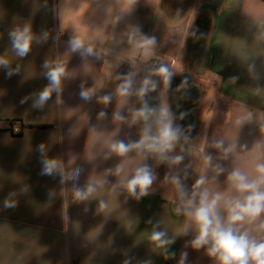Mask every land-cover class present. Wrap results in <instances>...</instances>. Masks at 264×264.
<instances>
[{"label":"crops","instance_id":"obj_1","mask_svg":"<svg viewBox=\"0 0 264 264\" xmlns=\"http://www.w3.org/2000/svg\"><path fill=\"white\" fill-rule=\"evenodd\" d=\"M62 3L63 0H0V56L7 54L10 67L14 69L19 65L20 68L19 73L9 77L7 69L0 67V264H123L129 258L131 264L146 259H150L152 264H178L182 251L189 253L187 264H212L203 251L184 248L185 241L192 238L191 234L177 238L170 246V251L176 253L172 259L165 260L151 252L146 234L152 231L153 224L160 222V229L166 228L168 235L172 236L184 220L173 211L175 205L170 197H174V192L169 186H162L167 170L164 165L156 168L158 179L153 185V193L139 202L125 200L124 195L110 194L111 183L102 189L99 196L115 205L108 215L96 214L97 200L73 203L69 192V225L68 231H63L64 198L61 188H70L71 182L62 186L59 176L40 174L43 165L38 145L43 143L45 156L62 159L68 170L80 167L83 170L78 181L80 186L86 184L90 176L114 167L119 160L117 157L107 161L101 156L89 159L99 149L89 148L88 127L96 124L111 132L115 126L110 123V117L116 101L113 100L107 108L109 119L98 122L96 115L103 106L95 102L96 97L91 102L80 100V84L84 81L85 87L95 85L97 94L103 95L112 92L117 83L106 75V71L114 76L127 73L132 68L127 60L115 66L113 56H109L107 59L114 67L106 69L102 60L89 58L86 69L79 54H70L68 69L75 73V77L62 82V103L57 105L53 94L43 110L33 109L32 94L39 93L48 84L43 63L46 59L64 55L72 25L83 22L97 26L103 19V11L96 10L93 0H72L69 7H79L82 3L90 6L80 16H66L62 23L58 15V6ZM193 6L198 14L192 28L195 25L206 27L202 57L193 65L200 100L191 128L193 142L198 145L205 139L210 142L214 137L235 135L232 121L242 110L241 106L264 111V94L253 93L257 86L264 88V45L254 43L255 28L250 16L246 15L264 14V0H159V3L139 0L134 12L115 29L109 26L108 32L114 35L115 40H110L105 47L111 48L114 54L127 49L129 46L123 34L129 24L150 31V36H154L157 25L173 28L181 24L185 29L188 11ZM26 22L31 23L39 43L34 41L29 54L21 59L12 50L9 32ZM45 32L48 33L47 40L43 39ZM175 33L176 39L172 34L160 37L161 44L156 48L160 57L166 53L176 56L180 53L183 31ZM189 40L190 35L186 41L187 61L190 57ZM175 42L178 43L176 48ZM244 54L257 55L260 80L254 81L249 77L241 59ZM187 68L184 67L177 75ZM140 69L137 81L144 75L145 66H140ZM232 77L238 79L233 83ZM210 94L211 99L208 98ZM25 96H29V100L21 104ZM16 127L20 132L14 131ZM72 127L81 130L78 135L68 134ZM258 135L256 125H245L239 139L242 143H251ZM118 138L125 141L137 139L138 130L123 125ZM208 151L216 154L214 149ZM73 157L74 163L68 166V160ZM148 163L155 167L153 160ZM189 172L186 184L190 187L196 173ZM115 180L116 177H109L110 182ZM25 185L28 191L21 194L19 190ZM12 191L17 192L13 197L17 206L5 209L3 202ZM50 192L54 193L51 198ZM125 220L131 221V228L124 223ZM97 230L96 239L89 241V234ZM124 250H128L127 256L123 254Z\"/></svg>","mask_w":264,"mask_h":264},{"label":"clouds","instance_id":"obj_2","mask_svg":"<svg viewBox=\"0 0 264 264\" xmlns=\"http://www.w3.org/2000/svg\"><path fill=\"white\" fill-rule=\"evenodd\" d=\"M72 0H63L58 15L63 23L66 16H80L90 5L82 3L79 7H69ZM97 11H103V19L97 26L86 23L73 24L72 34L67 40V50L63 56L55 59H46L43 63L45 77L48 84L39 92L33 93V109L43 110L53 94L55 103L60 105L63 92V81L75 77L69 71L70 54H79L88 67V59L102 60L106 69L114 67L107 57L113 56L115 66L125 60L130 62L132 70L127 73H117L114 76L106 71L110 79L116 81L112 92L98 95V87H85L84 81L80 84L79 98L84 102H95L103 107L96 115V120L102 122L109 119L107 108L116 101V108L111 113L110 123L114 129L109 132L96 124L88 127L89 148L99 150L90 156L95 159L101 156L107 161L113 157L119 158L114 167H109L102 174L90 176L87 183L80 186L78 181L82 169L76 167L68 170L64 161L58 157L45 156V145H38L43 165L41 175L59 176V183L63 186L71 182L68 189L61 188L63 199V231H68L69 206L68 193H71L73 203H84L97 200L96 214H110L115 205L99 196V193L111 183L110 194L124 195L125 200L133 199L139 202L142 198L151 195L153 185L158 179L156 168L166 166L162 186H169L174 192L170 197L175 205L173 211L177 216L184 218L181 227L177 228L172 236L167 229H160V222L153 224L152 231L146 234L151 252L161 255L165 260L175 257L170 246L176 239L191 234V239L185 241L184 248H191L196 252L203 251L212 264H264V111L248 109L241 106V111L232 121L236 134L231 137L213 138L210 142L205 139L198 145L190 139L191 127L183 128L176 123L174 114L170 110L167 93L172 79L183 71L181 57L159 58L156 55L157 38L145 34L139 25H128L123 34L126 37L127 49L119 53L105 45L115 40L108 32L109 26L115 29L126 17L131 15L139 0H93ZM153 2V0H149ZM159 3V0H154ZM195 6L187 14L188 25L184 29L180 41V48H184L185 40L189 35L200 39L196 31L190 29L197 17ZM251 24L255 28L254 43L264 45V14L251 16ZM12 50L19 58L26 57L31 51L33 42L39 39L32 31L30 22L17 26L9 32ZM48 33L43 34L47 40ZM119 43V42H118ZM257 55L244 54L242 63L246 65L249 77L258 81L261 74L257 70ZM7 54L0 56V67L7 69L9 77L19 73L20 68L10 67ZM140 65H149L142 78L137 81ZM219 80L220 77H215ZM234 83L238 77H232ZM182 82L180 89L185 87ZM179 91V89H177ZM156 93L159 102L152 104L149 97ZM255 95L264 94V88L257 86L253 89ZM211 99V94L208 97ZM29 96H25L20 103L25 104ZM138 105V106H137ZM211 116V113L208 114ZM137 128L138 138L127 141L119 139L121 126ZM245 125H256L259 135L251 142H241L239 133ZM81 130L69 128V135H78ZM214 149L215 155L208 151ZM188 159V163H184ZM75 157L68 160V166L74 163ZM153 160L155 167L148 161ZM198 161V163H197ZM226 162V163H225ZM192 170L196 173L194 182L189 187L186 181ZM224 177L221 180V177ZM109 177H116L110 182ZM20 193H26L25 185ZM17 192H9L3 202L5 209L15 208L17 201L13 199ZM53 192L49 193L51 198ZM87 207L85 211H87ZM124 223L131 228V221ZM148 223H152L151 220ZM99 230L90 233L88 240H95ZM111 240H109V245ZM115 249H113V252ZM123 254L128 255V250ZM189 253L182 251L178 264H187ZM123 264H131V258L125 259ZM138 264H152L150 259L138 261Z\"/></svg>","mask_w":264,"mask_h":264},{"label":"flooded vegetation","instance_id":"obj_3","mask_svg":"<svg viewBox=\"0 0 264 264\" xmlns=\"http://www.w3.org/2000/svg\"><path fill=\"white\" fill-rule=\"evenodd\" d=\"M194 29L196 35L199 36L200 39L197 40L195 37L190 36V57L188 59V68L171 82L167 93L168 103L170 110L174 114L175 121L183 128L191 127V121L194 117L193 114H195L200 100L198 89L196 87V78L193 74L195 72L193 65L202 57L206 27L200 25L196 26ZM185 81V87L180 89L181 83ZM177 89H179V91ZM156 96V93H152L149 97V102L152 104L158 103L159 101L155 99ZM190 139L191 141H194L192 128ZM184 163H188V159H186Z\"/></svg>","mask_w":264,"mask_h":264},{"label":"rangeland","instance_id":"obj_4","mask_svg":"<svg viewBox=\"0 0 264 264\" xmlns=\"http://www.w3.org/2000/svg\"><path fill=\"white\" fill-rule=\"evenodd\" d=\"M145 34H149V32L150 31H144V30H142ZM182 31L184 32V29L183 28H181V24H177L176 25V27H173V28H169L168 26H162V25H157V27H156V31H155V33H153L154 34V36H156V38H157V46L159 45V43L161 44V42H159L160 40L159 39H161L160 37H163V35H167V37H169L173 32V34H172V36H173V39H176L175 38V36H176V33L175 32H179V33H182ZM165 38V37H164ZM181 39H184V37H183V34L181 35V37H180V41H181ZM187 39L185 40V46H184V48H182L181 50H180V53H179V55H180V57H181V63H182V66H183V68L185 67V68H187V57H186V47H187ZM177 45H178V43L177 42H175L174 43V48H176L177 47ZM174 50V49H173ZM156 55H157V57H159V58H166V57H176V55H174V54H165V56H163V57H160L157 53H156ZM140 66H142V67H146V66H149V65H140ZM180 73V72H179ZM176 76V75H175ZM174 76V77H175ZM173 77V78H174ZM173 80V79H172Z\"/></svg>","mask_w":264,"mask_h":264},{"label":"built area","instance_id":"obj_5","mask_svg":"<svg viewBox=\"0 0 264 264\" xmlns=\"http://www.w3.org/2000/svg\"><path fill=\"white\" fill-rule=\"evenodd\" d=\"M147 67H148V66L145 67V71L147 70ZM14 131H15V132H20V128L16 127V128L14 129Z\"/></svg>","mask_w":264,"mask_h":264},{"label":"trees","instance_id":"obj_6","mask_svg":"<svg viewBox=\"0 0 264 264\" xmlns=\"http://www.w3.org/2000/svg\"><path fill=\"white\" fill-rule=\"evenodd\" d=\"M196 26H197V25H195V26L192 28V30H195L194 28H196ZM190 36H191V35H190ZM144 74H145V72H144Z\"/></svg>","mask_w":264,"mask_h":264},{"label":"water","instance_id":"obj_7","mask_svg":"<svg viewBox=\"0 0 264 264\" xmlns=\"http://www.w3.org/2000/svg\"><path fill=\"white\" fill-rule=\"evenodd\" d=\"M178 76H179V75L175 76V77L173 78V80H175ZM173 80H172V81H173Z\"/></svg>","mask_w":264,"mask_h":264}]
</instances>
